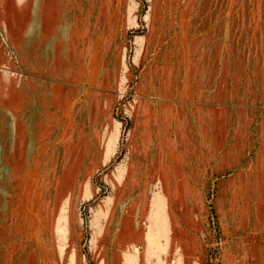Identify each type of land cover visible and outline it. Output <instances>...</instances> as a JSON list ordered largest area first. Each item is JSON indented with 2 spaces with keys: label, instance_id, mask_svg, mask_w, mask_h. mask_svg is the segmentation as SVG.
<instances>
[{
  "label": "rangeland",
  "instance_id": "rangeland-1",
  "mask_svg": "<svg viewBox=\"0 0 264 264\" xmlns=\"http://www.w3.org/2000/svg\"><path fill=\"white\" fill-rule=\"evenodd\" d=\"M0 264H264V0H0Z\"/></svg>",
  "mask_w": 264,
  "mask_h": 264
}]
</instances>
